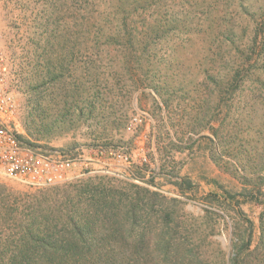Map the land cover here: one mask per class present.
Listing matches in <instances>:
<instances>
[{
    "label": "rangeland",
    "instance_id": "obj_1",
    "mask_svg": "<svg viewBox=\"0 0 264 264\" xmlns=\"http://www.w3.org/2000/svg\"><path fill=\"white\" fill-rule=\"evenodd\" d=\"M205 2L200 31L230 20L234 44H213L195 28L191 37L173 33L131 65L136 78L117 59L108 82L94 81L107 82V91L89 97L104 111L90 114L67 111L66 102L72 91L82 106L84 64L92 73L100 64L98 0H0V47L23 140L45 150L115 146L133 164L131 177L84 176L43 189L0 177L18 216L30 206L49 221L65 220L70 207L86 208L89 189H148L168 203L145 211L143 241L125 249L130 264H168L163 243L169 264H232L250 238L242 257L264 264V0ZM70 52L71 71H63Z\"/></svg>",
    "mask_w": 264,
    "mask_h": 264
},
{
    "label": "trees",
    "instance_id": "obj_2",
    "mask_svg": "<svg viewBox=\"0 0 264 264\" xmlns=\"http://www.w3.org/2000/svg\"><path fill=\"white\" fill-rule=\"evenodd\" d=\"M205 1L98 0V10L94 12L97 20L93 43L101 58L100 64L95 66L93 73L87 62L84 64L87 78L79 90L88 97L82 106H78L70 96L72 91H69L67 111L76 109L92 114L99 107L95 101L90 102L89 97L107 91V82L114 75V62L117 59L126 61L128 74L139 77V69L131 68V65L135 67V64H139L145 59L149 47L173 33L191 37L198 31L207 33L213 44H234L232 35L235 26L230 20L226 22L227 19H223L217 28L209 26L200 31L204 27L200 22L209 19ZM199 18L201 20L198 22ZM68 57L70 64L61 66V69L70 72L75 54L70 52ZM50 66L53 68V63ZM117 76L118 79H115L120 85L121 75ZM101 78L107 81L106 85L94 83ZM136 85L134 91L140 89L138 80ZM99 106V110L105 108L103 104ZM102 119L105 120V117ZM86 195L85 209L75 205L70 207L65 220L49 221L47 216L40 215L30 206L27 212L18 216V208L11 202V195L5 187L0 186V264H130L131 259L125 249L134 242L140 245L143 241L145 211L167 207L168 203L157 193L138 188L132 193L93 188L86 191ZM249 225L252 230L251 222ZM244 243L236 251L232 264H246L241 250L251 249V238ZM162 246H166L163 261L169 264L172 259L169 243Z\"/></svg>",
    "mask_w": 264,
    "mask_h": 264
},
{
    "label": "built area",
    "instance_id": "obj_3",
    "mask_svg": "<svg viewBox=\"0 0 264 264\" xmlns=\"http://www.w3.org/2000/svg\"><path fill=\"white\" fill-rule=\"evenodd\" d=\"M9 78L8 61L0 47V177L32 189H43L84 176H132V157L124 148L88 146L74 151L45 150L24 142L18 128L19 106Z\"/></svg>",
    "mask_w": 264,
    "mask_h": 264
}]
</instances>
